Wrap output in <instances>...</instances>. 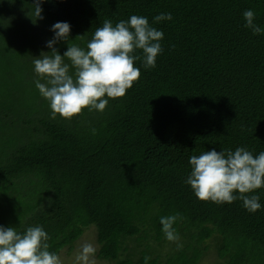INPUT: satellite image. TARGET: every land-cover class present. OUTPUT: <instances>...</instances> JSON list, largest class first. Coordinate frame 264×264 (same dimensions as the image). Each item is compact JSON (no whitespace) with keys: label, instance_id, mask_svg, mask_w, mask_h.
<instances>
[{"label":"trees","instance_id":"16d2710c","mask_svg":"<svg viewBox=\"0 0 264 264\" xmlns=\"http://www.w3.org/2000/svg\"><path fill=\"white\" fill-rule=\"evenodd\" d=\"M33 7L0 0V225L42 226L58 256L95 227L110 264H264V207L200 201L184 182L192 155L264 151V33L242 15L264 29V0H45L35 25ZM161 13L172 20L154 24ZM131 15L164 34L155 68L102 113L51 119L32 63L50 51V26L68 22L85 47L105 19ZM252 194L264 205V188ZM175 214L168 241L159 220Z\"/></svg>","mask_w":264,"mask_h":264},{"label":"clouds","instance_id":"9594fccd","mask_svg":"<svg viewBox=\"0 0 264 264\" xmlns=\"http://www.w3.org/2000/svg\"><path fill=\"white\" fill-rule=\"evenodd\" d=\"M44 2L32 0L34 7L27 15L34 25L44 18L41 7ZM242 15L245 28L254 35L264 33V29L254 23L253 10H245ZM165 20H172L171 13L153 17L154 24ZM70 29L66 21L52 24L49 30L53 36L45 44L50 51H41L32 61L33 72L38 77L35 87L47 101L51 119L59 116L70 120L84 109L102 113L109 100L125 96L138 80L141 67L155 68L156 58L163 52L160 41L164 34L150 25L145 16L131 15L115 25L105 19L85 47L72 42L83 39L84 35L69 39ZM61 42L67 43L62 55L55 47ZM135 61H140V67H134ZM92 131L95 134V129ZM188 163L190 173L184 182L198 200L230 204L239 199L249 213L264 207L259 195L252 194L264 188V151L254 156L245 147L234 151L212 148L190 156ZM178 219L179 214L160 217L166 240L178 239L174 228ZM49 239L42 226L19 231L17 227L0 225V264H61L59 256L49 251ZM94 251L91 244H83L76 257L77 264H87ZM144 259L148 264L150 258Z\"/></svg>","mask_w":264,"mask_h":264},{"label":"rangeland","instance_id":"374dc122","mask_svg":"<svg viewBox=\"0 0 264 264\" xmlns=\"http://www.w3.org/2000/svg\"><path fill=\"white\" fill-rule=\"evenodd\" d=\"M85 243L91 244L95 249L94 253L89 257L87 264H110L96 258L95 254L99 250V245L97 244V229L95 227L89 228L81 240L75 245V248L71 253L67 250L62 251L59 255L61 264H77L76 257L80 253L81 246ZM204 264H215L214 257L211 256L208 258Z\"/></svg>","mask_w":264,"mask_h":264}]
</instances>
